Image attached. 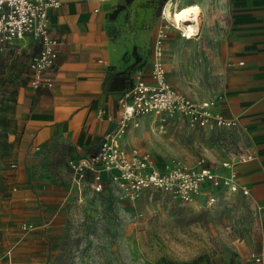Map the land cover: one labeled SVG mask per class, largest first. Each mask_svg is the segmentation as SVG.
I'll use <instances>...</instances> for the list:
<instances>
[{"label":"rangeland","instance_id":"1","mask_svg":"<svg viewBox=\"0 0 264 264\" xmlns=\"http://www.w3.org/2000/svg\"><path fill=\"white\" fill-rule=\"evenodd\" d=\"M168 1L135 0L134 19L150 29L173 23L163 15ZM225 1L173 0L203 9L198 40L171 27L166 41V79L196 101L215 99L225 84ZM27 67L24 58L0 67V264H258L264 226L250 195L207 188L183 203L161 191L135 201L87 191L80 200L68 165L80 154L63 141L23 146ZM168 122L141 117L123 141L148 150L158 168L200 165L227 174L223 163L244 156L230 130L206 134Z\"/></svg>","mask_w":264,"mask_h":264},{"label":"crops","instance_id":"2","mask_svg":"<svg viewBox=\"0 0 264 264\" xmlns=\"http://www.w3.org/2000/svg\"><path fill=\"white\" fill-rule=\"evenodd\" d=\"M60 1L61 7L50 11L52 31L60 42L53 86L37 90L28 86L29 62L38 53L37 42L21 41L0 52L4 61L0 67L28 60L27 84H22L19 97L25 125L23 146L63 141L81 158L92 154L115 122L98 118L101 110L117 117L122 93L109 91L115 75L132 71L134 77L141 70L150 80L159 28L150 29L134 19L135 0L131 4L127 0ZM225 2V24L220 32L227 51L226 79L215 97L216 110L239 121L232 131L237 146L245 157L253 158L234 168L239 184L250 191L264 226V0ZM165 50L167 53L166 46ZM179 120L185 123L180 118L168 123ZM193 130L206 134L225 131ZM122 144L136 147L123 139ZM258 256L264 258V254Z\"/></svg>","mask_w":264,"mask_h":264},{"label":"built area","instance_id":"3","mask_svg":"<svg viewBox=\"0 0 264 264\" xmlns=\"http://www.w3.org/2000/svg\"><path fill=\"white\" fill-rule=\"evenodd\" d=\"M60 7V0H0V52L25 40L39 45L28 69V86L33 90L43 85L53 86L52 75L60 42L52 31L50 11ZM171 27L190 40L184 29L174 23L160 26L154 41L150 80L138 70L132 88L123 93L118 102L116 119L107 116L104 110L98 112V118L117 123L114 132L105 137V144L95 154L69 160L71 184L80 200L83 201L87 191L93 195L109 192L121 201H135L146 192L161 191L183 203L194 202L207 188L250 195V191L239 184L234 167L238 162L251 160V155L241 156L237 162L223 163L228 171L224 174L200 165L167 164L158 168L150 152L122 144L128 124L146 116L155 117L162 123L180 118L191 129L235 131L239 127L237 119L227 118L216 110L217 99L196 101L169 84L165 71V46ZM194 34L192 39L201 34L198 23ZM36 149L40 150V147ZM28 228L31 226L24 225V229ZM256 262L264 264V258L257 255Z\"/></svg>","mask_w":264,"mask_h":264},{"label":"bare ground","instance_id":"4","mask_svg":"<svg viewBox=\"0 0 264 264\" xmlns=\"http://www.w3.org/2000/svg\"><path fill=\"white\" fill-rule=\"evenodd\" d=\"M202 13V7L196 3L180 6L173 0H169L164 7L163 15L169 21L184 29L185 34L189 35L191 40L195 35L197 23L201 25Z\"/></svg>","mask_w":264,"mask_h":264},{"label":"trees","instance_id":"5","mask_svg":"<svg viewBox=\"0 0 264 264\" xmlns=\"http://www.w3.org/2000/svg\"><path fill=\"white\" fill-rule=\"evenodd\" d=\"M128 4H131L133 0H127ZM117 12V11H116ZM4 63L3 59H0V65ZM132 71H126L115 75L112 82L109 85L110 92H121L122 94L129 91L133 86Z\"/></svg>","mask_w":264,"mask_h":264},{"label":"water","instance_id":"6","mask_svg":"<svg viewBox=\"0 0 264 264\" xmlns=\"http://www.w3.org/2000/svg\"><path fill=\"white\" fill-rule=\"evenodd\" d=\"M116 126H117V123L116 122H114L112 125H111V127H110V129H109V132H108V134H110V133H112V132H114V130L116 129ZM105 142H106V139L105 138H103L96 146H95V148L93 149V154H95L104 144H105Z\"/></svg>","mask_w":264,"mask_h":264}]
</instances>
